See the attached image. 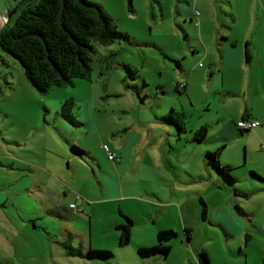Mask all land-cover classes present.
<instances>
[{
    "label": "rangeland",
    "instance_id": "rangeland-1",
    "mask_svg": "<svg viewBox=\"0 0 264 264\" xmlns=\"http://www.w3.org/2000/svg\"><path fill=\"white\" fill-rule=\"evenodd\" d=\"M21 1L0 0V8L6 12L14 4L17 11ZM90 1L100 4L115 18L119 30L128 35V40L111 46H96L91 80L77 79L73 86L40 94L26 79L20 62L0 47V161L5 163V157L22 154L49 168L58 164L72 191L70 195L84 197L83 193L89 192L87 182L97 185L93 168L100 178L114 164L108 159L105 146L114 152L126 135H131V139L142 140V145L129 150L128 165L122 170V176L128 180L126 195L134 199L127 206L136 218L148 216L140 208L143 198L140 181L146 172H143L144 164L140 173L137 171L138 147L145 152L153 150L157 161L158 152H163L161 165L166 179L170 175L177 181L179 191L190 188L196 197L199 190L208 188L214 215L211 212L208 220L203 214L187 217L186 224L192 232L189 242L180 218L171 212L160 217L158 223L166 230L173 227L171 230L179 234L171 242L172 251L163 262L160 258L143 259L138 254L136 246L140 240L136 236H142V232L150 228V221L134 226L136 233L125 247L119 245L118 230L94 235L91 247L111 250L114 257L109 260L86 258L89 249L83 250L79 243L71 245L76 254L66 255L61 246L46 236V241L38 238H34L33 243L21 241L22 248L16 254L5 244L7 237L3 236L0 238V264H182L184 259L193 262L186 264H199L202 251L208 253L212 264H264V182L250 174L252 171L259 175L264 172V142L253 132H247L241 139L232 141L220 157L223 165L233 167L235 187L247 193L246 197L235 192L234 184L233 188L224 187L215 170L209 168L212 174L209 175L204 161L197 165V155L189 151V134L178 136L175 128L156 121L157 117L171 113L172 105H175L187 116L188 133L196 131L202 123H211L217 131L221 126L218 121L222 120V123L224 116H240L248 105L262 108L264 70L256 63H252V67L247 64L243 69L225 67L223 79L218 48L223 43L229 44L234 53H239L234 43L240 40L247 61L243 42L246 38L254 39L249 18L264 0H195L193 14L197 10L196 19L191 13L190 16L178 13V0H132V5L129 0ZM235 15H239L237 21ZM207 54L210 56L205 60ZM214 54L216 57L212 58ZM263 55L262 52L261 58ZM125 66L136 70L135 78L128 75ZM213 69L216 70L214 74ZM185 83H190L187 93L177 92L176 85ZM221 89L226 91L222 96L225 110L220 105ZM228 90L239 96L232 98ZM72 99L77 103V120L82 123L78 127L60 116L63 103ZM159 138L163 139L159 142ZM77 143L87 152L83 159L78 156L82 163L88 162L86 167H77V155L71 150ZM145 146L147 150L143 148ZM150 174L153 179L158 175L153 170ZM166 189V197H171L169 194L174 193V187L168 185ZM185 196L190 193H178V197ZM229 202L235 205L239 215L245 211L254 216L253 227L239 238L223 230L216 220L212 221L224 214V204ZM198 204L202 206L200 201ZM94 222L96 229L98 223L104 227L105 217ZM65 240L60 243L69 241L71 244V239ZM77 250H81L84 257Z\"/></svg>",
    "mask_w": 264,
    "mask_h": 264
},
{
    "label": "crops",
    "instance_id": "crops-1",
    "mask_svg": "<svg viewBox=\"0 0 264 264\" xmlns=\"http://www.w3.org/2000/svg\"><path fill=\"white\" fill-rule=\"evenodd\" d=\"M178 2L177 9L179 14L186 16H190L189 13L193 14V6L196 5L195 0H178ZM258 5L260 9L256 6L253 16L251 15L249 18L250 32L251 35H254V39L246 38L243 42L246 45V49L247 43H249L248 49L251 53V59L245 61L243 56L244 46L240 40H236L234 43L239 53H234L235 51L231 50L229 44L223 43L222 46L218 48L221 58L220 67L223 79L225 76V67L230 69L236 66L243 69L245 66H248L247 64H250L252 67V63H256L261 70H264V55L261 58V53H264V3H262V6H260V4ZM195 11L197 12V10ZM196 12L192 15L194 19L197 18ZM238 18L239 15L234 16L235 21H237ZM228 41L230 43V40ZM209 56L210 55L207 54L205 60H207ZM233 56H239V58L234 59ZM215 57V54L212 55V58ZM259 64L261 66H259ZM214 65L216 66L215 63ZM215 71L216 70L213 69L212 73L214 74ZM189 87L190 83L187 84V88ZM221 91L220 105L225 110L222 96L226 94V91L223 89H221ZM227 93L230 94L232 98L239 96L231 90H228ZM226 101L227 99H225V102ZM261 106V109H257L248 105L245 111L243 113L241 112L240 116L236 115L232 118H225L224 116L222 123V120L218 121V125L221 124V126H218L217 131L212 128L211 123H202L200 127H209L207 139L202 143L192 141L195 131L187 132L186 134L191 136L188 141V147L190 149H188L192 155H197L195 157L197 165L199 161H204L205 169L209 175H212L208 171L209 168H212L205 163L206 154L208 152H215L219 149V146L222 147L225 145V148H223L221 152L222 155L224 150L232 144V141L244 137L240 134L239 128L237 127L238 122L242 120L260 122L261 124H259L254 131L250 132H253V135L259 137L264 142V103H262ZM199 128H197V130ZM130 136L131 135H126L122 144L118 145L115 150H113L121 157L120 163L110 165V168L105 170V174L100 178H98L96 174V168H93L92 171L97 180V185H93L92 181L87 182L86 185L89 192L83 193L84 197L82 200H78L77 196L74 198L72 197L73 195H70L72 191L70 192L69 190V184L61 172L60 165L53 164L52 167L49 168L22 154L13 157H5L6 164L0 161V238L6 236L7 243L5 244L9 246L11 250L15 251L16 254H18L19 249L22 248L21 241L33 243L34 238H38V240L42 239L43 241L47 239L49 241L52 240L54 244H58L59 246L60 241L69 238L71 239V244L68 241L70 245L79 243L83 250H90L93 249L91 245H94V235L117 232L116 226L122 223V218L117 212L119 208L124 214L130 216L139 223H135L134 226L146 224L150 221L152 222L149 223L150 228L142 232V236H136V238L140 240L136 246L138 250L142 247L155 246L158 243V233L166 230V228L162 226V223H158V219L160 220V217L170 212L175 217L182 220L184 229L190 226L186 224L187 217L190 216V218H192L194 215L200 216L203 214V207L198 204V201H200V204L201 200L205 201L207 205V218L211 216L212 211L210 209V200L208 199V188L199 190L196 197H194L192 191L189 190L190 188L179 191V183L177 181L172 179L170 175L169 178L166 179V172H164L161 165V160L164 157L163 152H158L159 160L157 161L153 150L145 152L142 151V147H138L136 149L137 171L139 172L142 164H144L145 167H143V172H146L144 178L140 181L141 192L143 194L140 208L142 212L148 216H140L139 219L136 218L132 210L127 206V203L134 201V199L133 196L126 195L127 190L125 188L128 180H124L122 170L126 169L128 165L130 156L129 150H134L138 144L141 146L142 140L131 139ZM162 139L163 138H159V142ZM130 140L132 142L131 144H129ZM134 140L138 143L134 144ZM205 144L206 147L203 148L202 146ZM143 148L147 150V146ZM142 157H145V159ZM149 157H152V159ZM77 162H79L77 163L78 168L80 166L86 167L87 165L85 163L88 164V162L82 163L78 157ZM152 170L158 173V175H154L155 179H153L150 174ZM148 171L149 173L147 174ZM261 175L264 176V172ZM80 177L83 179L82 175ZM202 177H204L203 174ZM203 179L207 180V178ZM168 185L174 187V193L171 191L169 194L171 197H166L168 195L166 189ZM110 193L112 196H109ZM178 193H190V196L181 198L178 197ZM74 204L77 208L71 209V205ZM224 206V214L217 216V218L212 219V221L214 222L216 220L217 225L221 226L222 229L232 237L239 238L244 235L249 228L253 227L255 223L254 216L250 213L240 210L241 214L239 215L232 202H229V204L225 203ZM5 210H8V212H4ZM212 215H214V212H212ZM102 216L105 217V226L101 227L98 223L96 229L94 221L95 219L98 221ZM171 229L174 228L170 227L167 230ZM134 231L135 229H133V234L136 233ZM0 245H2V242H0ZM159 260L163 262L162 258ZM181 263L186 264L193 262L189 259H184ZM194 263H198V261H194Z\"/></svg>",
    "mask_w": 264,
    "mask_h": 264
},
{
    "label": "trees",
    "instance_id": "trees-1",
    "mask_svg": "<svg viewBox=\"0 0 264 264\" xmlns=\"http://www.w3.org/2000/svg\"><path fill=\"white\" fill-rule=\"evenodd\" d=\"M129 3L132 5V0H129ZM123 40H128V35L119 30L115 18L100 4L90 0H22L16 14L0 32V47L20 62L28 82L43 95L54 88L73 86L77 79L91 80L96 46L108 47ZM248 48L249 43L246 49L247 61L251 59ZM125 67L128 75L135 78L136 70L130 66ZM200 67L203 65L200 64ZM176 91L187 93V84H177ZM172 106L171 113L157 117L156 121L175 128L178 136L184 135L188 132L187 116L181 111L182 109L179 111L175 105ZM76 109V101L68 100L63 103L60 116L71 125L78 127L82 123L77 120ZM239 131L242 136L250 132L245 129ZM208 132V126L200 127L193 134L192 141L204 142ZM223 148L225 145L215 152H208L205 163L217 172L218 179L224 187L233 188L232 184L235 187L236 183L232 175L233 167L223 165L220 160ZM104 149L110 161L121 162V157L117 153L111 152L107 146ZM71 150L82 159L87 154L76 145H72ZM110 154L114 155L113 159L109 158ZM250 174L252 178L264 182V177L258 173L252 171ZM235 192L238 195L248 196L236 187ZM77 199L82 200L83 197L77 195ZM201 204L203 218L207 219V205L204 200H201ZM76 208L75 204L71 205V209ZM118 214L122 218V223L116 226L120 232L119 245L125 247L131 243L135 222L121 210ZM184 235L188 242L191 241V229L185 228ZM178 236L179 234L174 230L161 231L157 236L158 243L155 246L139 248L138 254L143 259L167 258L172 251L171 242ZM59 244L66 255L76 254L68 242ZM77 252L84 257L81 250ZM199 256V264H212L206 251L200 252ZM113 257L111 250L90 249L86 258L109 260Z\"/></svg>",
    "mask_w": 264,
    "mask_h": 264
},
{
    "label": "water",
    "instance_id": "water-1",
    "mask_svg": "<svg viewBox=\"0 0 264 264\" xmlns=\"http://www.w3.org/2000/svg\"><path fill=\"white\" fill-rule=\"evenodd\" d=\"M14 9L11 13L7 10L3 12L0 8V32L6 27V25L11 21L12 17L16 14Z\"/></svg>",
    "mask_w": 264,
    "mask_h": 264
},
{
    "label": "built area",
    "instance_id": "built-area-1",
    "mask_svg": "<svg viewBox=\"0 0 264 264\" xmlns=\"http://www.w3.org/2000/svg\"><path fill=\"white\" fill-rule=\"evenodd\" d=\"M197 14H198V12H197ZM258 126H259L258 122H250V121H247V120L240 121L237 124V127L239 129H245V130H249V131H252V130L256 129ZM113 157H114L113 154L109 155L110 159H113ZM72 207H74V206H72Z\"/></svg>",
    "mask_w": 264,
    "mask_h": 264
},
{
    "label": "flooded vegetation",
    "instance_id": "flooded-vegetation-1",
    "mask_svg": "<svg viewBox=\"0 0 264 264\" xmlns=\"http://www.w3.org/2000/svg\"><path fill=\"white\" fill-rule=\"evenodd\" d=\"M14 9H15V5L12 4L11 6L8 7L7 10L9 11V13H11Z\"/></svg>",
    "mask_w": 264,
    "mask_h": 264
}]
</instances>
